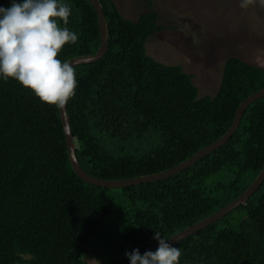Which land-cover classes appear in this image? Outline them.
<instances>
[{"label": "trees", "instance_id": "16d2710c", "mask_svg": "<svg viewBox=\"0 0 264 264\" xmlns=\"http://www.w3.org/2000/svg\"><path fill=\"white\" fill-rule=\"evenodd\" d=\"M100 1L108 52L75 67L77 87L67 103L77 156L91 176L126 180L179 166L224 136L240 105L264 89V68L232 57L218 93L201 97L193 74L147 53L148 39L163 31L152 6L131 20L115 0ZM65 2L78 41L58 58L95 55L101 32L93 4ZM263 170L264 98L247 109L224 146L182 173L128 188L89 185L73 170L60 109L15 80L0 81V264H89V256L105 252L102 264H129L126 251H155V231L170 240L204 221ZM176 247L180 264H264V184Z\"/></svg>", "mask_w": 264, "mask_h": 264}, {"label": "rangeland", "instance_id": "374dc122", "mask_svg": "<svg viewBox=\"0 0 264 264\" xmlns=\"http://www.w3.org/2000/svg\"><path fill=\"white\" fill-rule=\"evenodd\" d=\"M131 20L148 13L152 6L163 31L146 42L147 53L156 61L182 66L195 76L200 96L216 95L226 62L232 57L264 68V4L250 0H115ZM151 2V4H150ZM105 252V251H104ZM107 253L89 264H102Z\"/></svg>", "mask_w": 264, "mask_h": 264}, {"label": "clouds", "instance_id": "9594fccd", "mask_svg": "<svg viewBox=\"0 0 264 264\" xmlns=\"http://www.w3.org/2000/svg\"><path fill=\"white\" fill-rule=\"evenodd\" d=\"M250 0H240L246 8ZM264 4V0H260ZM72 8L65 0H10L0 5V81L15 80L42 103L63 109L75 95V67L58 58L78 33L67 26ZM155 251H126L129 264H180L181 249L154 232Z\"/></svg>", "mask_w": 264, "mask_h": 264}, {"label": "water", "instance_id": "95a60500", "mask_svg": "<svg viewBox=\"0 0 264 264\" xmlns=\"http://www.w3.org/2000/svg\"><path fill=\"white\" fill-rule=\"evenodd\" d=\"M90 1L93 4L97 12V15H98L100 32H101V46L99 48V51L95 55L82 56V57H77V58H73L69 60L72 62L74 67L84 65V64H93V63L100 61L101 59L105 57V55L108 52V48H109L110 35H109L108 22H107V18L104 12L103 4L101 3L100 0H90ZM263 98H264V89L253 94L247 100H245L240 105L236 113L233 125L231 126L229 131L224 136H222L220 139H218L216 142L205 147L204 149L199 151L197 154H195L194 156H192L190 159L180 164L179 166L173 169H170L168 171H165V172L141 176V177L132 178V179H126V180H104V179L93 177L90 174H88L84 170L82 165L80 164L78 156H77V148H76L75 138H74L73 131H72L70 117L68 114L67 104L63 109H60V115H61V120H62V124L64 128L65 140H66L69 159L72 164L73 170L77 174V176L89 185H93V186H97L101 188H108V189H120V188L134 187V186H139V185H143L147 183H154V182H158L162 180H167L191 168L196 163H198L201 159L205 158L206 156L212 154L213 152H215L216 150L224 146L236 134L247 109L251 105H253L255 102ZM263 184H264V170L258 176L256 181L252 184V186L245 193H243L239 198L234 200L231 204H229L227 207H225L218 213L192 226L191 228L175 235L170 240H168L169 243L173 246H176L177 244L186 240L187 238L219 222L220 220L225 218L227 215H229L231 212H233L235 209H237L241 205L246 204L254 196V194L261 188Z\"/></svg>", "mask_w": 264, "mask_h": 264}, {"label": "bare ground", "instance_id": "6f19581e", "mask_svg": "<svg viewBox=\"0 0 264 264\" xmlns=\"http://www.w3.org/2000/svg\"><path fill=\"white\" fill-rule=\"evenodd\" d=\"M102 60V59H101ZM99 62V61H98ZM97 63V62H96Z\"/></svg>", "mask_w": 264, "mask_h": 264}]
</instances>
